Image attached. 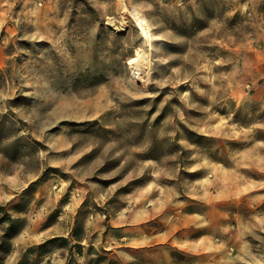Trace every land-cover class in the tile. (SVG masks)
Here are the masks:
<instances>
[{"label": "rangeland", "instance_id": "374dc122", "mask_svg": "<svg viewBox=\"0 0 264 264\" xmlns=\"http://www.w3.org/2000/svg\"><path fill=\"white\" fill-rule=\"evenodd\" d=\"M125 1L0 0V264H264V0Z\"/></svg>", "mask_w": 264, "mask_h": 264}, {"label": "bare ground", "instance_id": "6f19581e", "mask_svg": "<svg viewBox=\"0 0 264 264\" xmlns=\"http://www.w3.org/2000/svg\"><path fill=\"white\" fill-rule=\"evenodd\" d=\"M118 7L121 12H125L130 17L150 49L152 40L158 38V35L152 31V25L148 18L139 8L129 6L125 0H118ZM151 63V57L142 48H137L135 54L128 59L132 76L140 82H144L147 79Z\"/></svg>", "mask_w": 264, "mask_h": 264}]
</instances>
